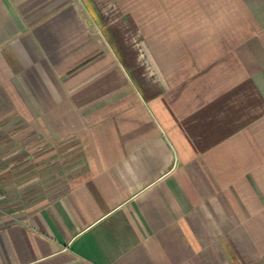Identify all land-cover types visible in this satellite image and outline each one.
<instances>
[{"label":"crops","instance_id":"crops-1","mask_svg":"<svg viewBox=\"0 0 264 264\" xmlns=\"http://www.w3.org/2000/svg\"><path fill=\"white\" fill-rule=\"evenodd\" d=\"M107 36L179 73L137 97ZM0 129V264H264V0H0Z\"/></svg>","mask_w":264,"mask_h":264},{"label":"rangeland","instance_id":"rangeland-1","mask_svg":"<svg viewBox=\"0 0 264 264\" xmlns=\"http://www.w3.org/2000/svg\"><path fill=\"white\" fill-rule=\"evenodd\" d=\"M107 41L109 45L110 55H112L114 63L118 68L124 73L128 85L131 86L137 97H149L152 95H157L164 91L165 82L169 83L168 78L173 74L179 73L176 70H166L161 68L164 63L159 62V58L163 56L162 54L152 55L149 53L150 44L149 38H130L125 39L127 45L132 46L135 49H141L140 53L136 54H121L118 50L117 42L112 41L110 37L107 36ZM152 45V44H151ZM154 46V44L152 45ZM130 67L129 68L128 64ZM175 85L173 86V88ZM10 140V135L0 129V206L8 207L10 204L19 203L22 198L20 196L10 195L11 186L13 190L19 189L20 183L10 182L11 173H14L17 170H14L17 167L16 163L10 165V159L13 157H21V151L16 150L12 151L6 149L4 144ZM46 151L45 153H48ZM36 151H29V157L32 158L36 155ZM76 153H81V151H74L69 149H64L60 152V164L53 168V163L49 162L45 166L37 167L35 164L30 162V172H36L37 168L44 169V173L40 175L41 180L43 179H52V170L57 169L58 176L55 179H58V186H63L68 181L70 175L81 168V166H74L70 162V159L73 158ZM49 179V180H50ZM24 198V197H23Z\"/></svg>","mask_w":264,"mask_h":264}]
</instances>
